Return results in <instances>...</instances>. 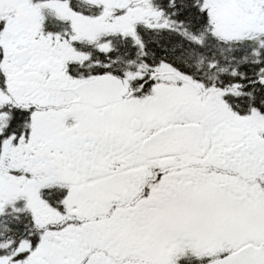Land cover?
Returning <instances> with one entry per match:
<instances>
[{
  "label": "snow or ice",
  "instance_id": "1",
  "mask_svg": "<svg viewBox=\"0 0 264 264\" xmlns=\"http://www.w3.org/2000/svg\"><path fill=\"white\" fill-rule=\"evenodd\" d=\"M0 264H264V0H0Z\"/></svg>",
  "mask_w": 264,
  "mask_h": 264
}]
</instances>
